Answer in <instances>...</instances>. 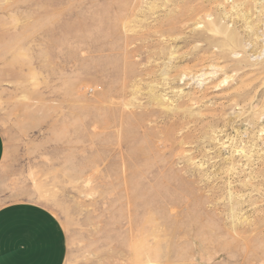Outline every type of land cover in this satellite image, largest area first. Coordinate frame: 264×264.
Returning a JSON list of instances; mask_svg holds the SVG:
<instances>
[{"label":"rangeland","instance_id":"rangeland-1","mask_svg":"<svg viewBox=\"0 0 264 264\" xmlns=\"http://www.w3.org/2000/svg\"><path fill=\"white\" fill-rule=\"evenodd\" d=\"M0 132L63 264H264V0H0Z\"/></svg>","mask_w":264,"mask_h":264},{"label":"crops","instance_id":"crops-1","mask_svg":"<svg viewBox=\"0 0 264 264\" xmlns=\"http://www.w3.org/2000/svg\"><path fill=\"white\" fill-rule=\"evenodd\" d=\"M5 143L0 132V163ZM67 237L60 221L34 202L0 207V264H63Z\"/></svg>","mask_w":264,"mask_h":264}]
</instances>
